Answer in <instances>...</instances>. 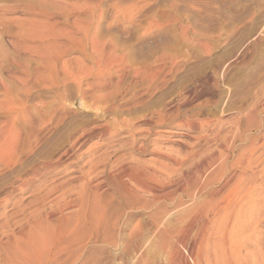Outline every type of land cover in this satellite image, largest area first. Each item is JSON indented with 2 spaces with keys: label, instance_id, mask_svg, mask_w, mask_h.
I'll use <instances>...</instances> for the list:
<instances>
[{
  "label": "rangeland",
  "instance_id": "1",
  "mask_svg": "<svg viewBox=\"0 0 264 264\" xmlns=\"http://www.w3.org/2000/svg\"><path fill=\"white\" fill-rule=\"evenodd\" d=\"M34 1L0 0V264L4 232L43 206L26 197L56 177L14 194L10 186L70 143L78 140L76 173L61 180L79 177L90 159L94 176L125 163L172 168L168 157L214 151L213 134L231 131L264 91V0ZM161 115L165 127L153 126ZM17 199L26 207L12 217ZM113 249L103 254L124 263L122 247Z\"/></svg>",
  "mask_w": 264,
  "mask_h": 264
},
{
  "label": "bare ground",
  "instance_id": "2",
  "mask_svg": "<svg viewBox=\"0 0 264 264\" xmlns=\"http://www.w3.org/2000/svg\"><path fill=\"white\" fill-rule=\"evenodd\" d=\"M190 97L191 94L184 102ZM246 103L242 118L231 131L213 134L214 151L197 148L181 159L166 157L172 161V168L125 163L114 172H106L105 168L100 176H94L98 162L90 159L89 169L79 177L61 180L76 173L74 169L68 171L76 163L72 159H76L78 140L57 158L53 156L54 160L43 161L42 173L34 166L27 179L10 186L12 194L26 191L39 177L50 175L56 179L49 185L40 183L26 197L31 200L28 204H43L31 212V221L19 225L16 232H4L6 262L157 264L158 260L159 264H264V91L250 102L251 106ZM164 118L161 115L152 125L164 128ZM157 133L173 134L170 130ZM140 145L136 151L147 152L144 144ZM77 179L82 182L77 189L68 186ZM24 203L19 199L14 204L12 217L23 212ZM116 247H122L126 254L124 263L108 257L110 261L103 254Z\"/></svg>",
  "mask_w": 264,
  "mask_h": 264
}]
</instances>
